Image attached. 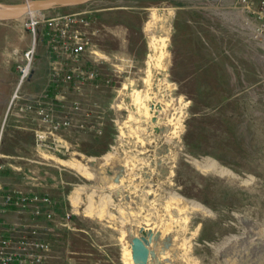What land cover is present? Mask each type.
I'll use <instances>...</instances> for the list:
<instances>
[{
  "label": "rangeland",
  "instance_id": "rangeland-1",
  "mask_svg": "<svg viewBox=\"0 0 264 264\" xmlns=\"http://www.w3.org/2000/svg\"><path fill=\"white\" fill-rule=\"evenodd\" d=\"M233 6L239 0H94L0 22V243L39 225V236L50 244L44 264H133L121 226L129 231L138 222L145 233L155 230L146 264H264V46L251 38L248 24L224 15ZM63 28L79 31L86 42L77 60L49 46V35ZM163 30L165 71L147 62L150 43ZM34 36L33 73L18 94H38L56 61L97 73L79 89L66 82L48 92L56 103L63 99L65 107L55 105L54 111L70 116L74 126L39 151L28 150L20 101L2 109V86L10 101ZM145 88L149 107L161 94L185 103L176 135L151 133L135 110L131 92ZM73 101L81 107L69 112ZM2 122L3 145L17 150L3 152L21 158L2 160ZM78 122L86 127H75ZM162 122L155 119V127L170 132ZM125 156L133 165L129 178L120 179L118 162ZM192 157L213 159L237 178L201 169ZM57 159L78 160L92 175ZM2 178L15 186L2 189ZM142 188L155 191L144 195ZM12 190L48 197L49 205L39 203V215L32 213L34 202L2 205V193ZM101 190L112 195L111 222L84 212L91 203L105 205ZM170 193L205 209L167 210Z\"/></svg>",
  "mask_w": 264,
  "mask_h": 264
},
{
  "label": "built area",
  "instance_id": "built-area-1",
  "mask_svg": "<svg viewBox=\"0 0 264 264\" xmlns=\"http://www.w3.org/2000/svg\"><path fill=\"white\" fill-rule=\"evenodd\" d=\"M239 2L240 6L246 11L245 23L251 29V38L257 44L264 46V0H239ZM49 36V46L56 53L67 54L72 59L77 60L78 56L85 51L86 42L83 40L82 33L77 30L72 31L70 34V32L67 33L66 28H63L58 35L50 34ZM35 41L36 37L34 36L31 47L24 54L23 63L18 66V83L8 109L18 105L20 101L21 108L24 111L34 110L38 117V124L34 129L36 144L40 147L44 145L50 147L51 144H56L60 131L71 127L73 124L70 116L56 115L54 106L65 107L64 101L60 99L59 103H56L48 92L52 91V87H57L66 82L73 83V87L79 89L86 81L94 79L97 73L93 69L86 70L79 65L68 69L61 61H56L49 67L47 81L38 94L33 95L31 98L18 94L19 87L32 72V51ZM67 107H69V112H74L80 109L81 106L79 101H73ZM75 127L85 128L86 125L78 122ZM29 202H34L32 213L39 215L41 211L38 204L49 205L50 200L48 197L22 196L15 190L2 193V205H26ZM47 215H50V213H47ZM38 226L33 225L27 235L15 233L3 237L2 243H0V264H44L50 250V244L48 239L39 236Z\"/></svg>",
  "mask_w": 264,
  "mask_h": 264
},
{
  "label": "bare ground",
  "instance_id": "bare-ground-1",
  "mask_svg": "<svg viewBox=\"0 0 264 264\" xmlns=\"http://www.w3.org/2000/svg\"><path fill=\"white\" fill-rule=\"evenodd\" d=\"M35 14V13H33ZM31 15V14H30ZM23 18V17H22ZM167 32L165 30L163 31H160L159 33L155 34L153 39H152V42L150 43L151 44V48H152V51H153V54H149L148 55V64H151L153 61H154V64H156L159 69L161 70H166L165 69V62L163 61V56L165 54V49L167 47ZM149 73V72H148ZM163 74V73H162ZM160 79V78H159ZM164 83L163 84H166V77L164 76ZM162 79V80H163ZM149 80V79H148ZM148 80L145 79V86L148 85ZM161 80V81H162ZM151 82V81H150ZM160 82V81H159ZM151 84V83H150ZM159 85V84H158ZM160 86V85H159ZM150 87V86H148ZM150 89V88H149ZM162 89V88H160ZM138 90V89H137ZM143 90V89H142ZM151 90V89H150ZM159 91V89L157 90ZM170 91V90H169ZM121 92V91H120ZM122 93V92H121ZM120 94V93H119ZM162 95V94H161ZM158 96L155 100H153V104L151 107H149L148 105V101L150 99V93L148 92V88H145L143 92H139V91H136L135 89L132 90L131 92V100H132V104L135 105V107L137 109V113L138 111L140 113H142V115L144 116V120L146 121L147 123V126L149 125V131L153 134H157L158 131L160 130L163 134V137H167L168 134L170 135H176L178 133V131L180 130V119H181V115L183 113V108H184V105L185 103L181 101V99L179 98H174L172 96H170L169 94L167 96ZM123 98V97H122ZM121 99V98H120ZM119 99V100H120ZM118 106V104H117ZM134 107V106H133ZM131 112V111H130ZM134 112V111H133ZM132 112V113H133ZM131 113V114H132ZM133 116V115H132ZM136 117V116H135ZM140 116H138L139 118ZM142 117V116H141ZM131 118V117H130ZM134 118V117H133ZM129 119V118H128ZM135 119V118H134ZM158 120L159 122L163 121V120H166V122H162V125L163 124H167L170 126V132H167V131H163V127L161 126V128L159 127H155V124L154 123V120ZM137 120V119H136ZM143 120V119H142ZM141 120V121H142ZM139 121V120H138ZM140 121V122H141ZM144 121V122H145ZM130 122H131V119H130ZM129 122V123H130ZM139 122V123H140ZM121 124V123H120ZM127 124V123H126ZM137 124V122H136ZM122 125H123V122H122ZM121 125V126H122ZM128 125V124H127ZM126 125V126H127ZM129 126V125H128ZM128 126L126 128H128ZM131 126V124H130ZM121 128V127H120ZM129 128H133V127H129ZM146 128V127H145ZM159 128V129H158ZM158 129V130H157ZM145 130V129H144ZM131 131V130H130ZM129 131V132H130ZM134 131V130H133ZM147 131V130H146ZM124 133V132H123ZM145 133V132H144ZM143 134V133H142ZM159 134V133H158ZM141 135V134H140ZM151 135V134H150ZM123 136V135H121ZM145 136V135H144ZM157 136V135H156ZM153 137V136H152ZM163 138V139H164ZM141 141L143 140L142 138H139ZM151 139V138H150ZM162 139V140H163ZM154 140V139H153ZM156 140V138H155ZM128 141V140H127ZM149 141V140H148ZM159 141V140H158ZM150 142V141H149ZM161 142V141H160ZM144 142H142L143 144ZM159 144V143H158ZM157 146V144H156ZM157 148V147H156ZM154 151V150H153ZM126 154V153H125ZM127 155V154H126ZM153 155V154H152ZM137 156V155H136ZM131 157V156H130ZM154 159H155V163L157 162V157L154 156ZM57 161H59L60 164H63V165H71L75 168H77L78 170L82 171L85 175H92L90 173V171H88L86 169V167H84L83 165L80 164V162L78 160H75V159H72V160H63V159H57ZM191 161L192 163L201 168V169H207V170H211L212 172H215L219 175H222V176H226V177H233V178H237V176L229 169H227L226 167H223L221 166L219 163H217L215 160L213 159H207L206 161H203V160H198L196 158H191ZM131 161H129V156H125V158H121L119 160L118 163H120V170H119V176H120V179H122L123 176L125 177H128L129 173H130V165L132 166L133 164H130ZM134 163V162H133ZM149 163V162H148ZM153 163V162H152ZM136 167V166H134ZM153 171V170H152ZM151 171V172H152ZM132 172V171H131ZM136 176V175H135ZM139 176V175H138ZM129 178V177H128ZM137 178V177H136ZM148 178V177H147ZM133 180V179H132ZM130 181L131 183H135L134 181ZM240 181V180H239ZM148 182V181H147ZM133 185V184H132ZM135 187L136 186H141V185H138V182L135 183L134 185ZM133 186V187H134ZM143 187V186H142ZM150 187V186H149ZM151 188V187H150ZM139 190V189H138ZM94 191V190H93ZM141 191H143L144 195H148L149 192H154V188L153 190L152 189H144L142 188ZM91 193V192H90ZM101 199H102V203H104L105 205H100V207L97 209L93 206V204L91 203L88 208H86L84 210L85 213L89 214V215H94L96 218L98 219H102L106 216H108V219H109V222H111V217H112V214L111 212L108 210V203H111L112 200V195L111 194H108L107 192H105L104 190H101ZM146 197V196H145ZM169 199L166 200L165 202V208L167 210H169V208H171L172 205H175L177 206V209L180 210V209H183L185 205H190L191 207H199L201 209H205V207H203L202 204L198 203V202H195V201H184V199H182L181 197H179L176 193H170V196L168 197ZM121 199H122V196H121ZM147 199V198H145ZM118 200V199H117ZM148 200V199H147ZM149 201V200H148ZM79 202V198L76 200L75 202V206L78 204ZM118 203V202H117ZM116 203V204H117ZM149 205V204H148ZM174 206V207H175ZM190 206H188L190 208ZM119 210L121 211L122 213V209H123V206H118ZM75 209H77L75 207ZM192 209V208H191ZM124 211V210H123ZM124 214V213H122ZM121 214V215H122ZM129 215V214H127ZM134 215V214H133ZM122 216H125V215H122ZM130 217V216H128ZM127 217V218H128ZM126 218V217H125ZM144 218V217H143ZM146 218V217H145ZM129 219V218H128ZM140 219V218H139ZM114 220V219H113ZM127 220V219H126ZM129 221V220H128ZM117 223V222H116ZM115 223V224H116ZM129 225V224H128ZM114 226V225H113ZM116 226V225H115ZM126 224L125 223H122V226H121V229H122V232H123V235H124V239L126 241V243L128 244L130 250H131V247L129 245V241H128V237L130 234H134L136 236H139L141 235L140 234V229H141V226H140V223L138 224H131V228L129 229V231H127V229L125 228ZM119 227V226H118ZM149 230H152L153 231V237H152V240L155 236V230L152 229L151 227L149 228ZM120 231V230H119ZM147 237V235L145 236ZM151 240V241H152ZM150 242H148L147 244V247H148V250H150Z\"/></svg>",
  "mask_w": 264,
  "mask_h": 264
},
{
  "label": "water",
  "instance_id": "water-1",
  "mask_svg": "<svg viewBox=\"0 0 264 264\" xmlns=\"http://www.w3.org/2000/svg\"><path fill=\"white\" fill-rule=\"evenodd\" d=\"M94 0H24L17 3L0 2V22L19 20L26 15L47 11L56 7H70L81 5ZM141 235L130 234L128 237L131 247V258L133 264H146L149 250L148 242L152 240L153 231L147 233L140 229ZM147 234V237H145Z\"/></svg>",
  "mask_w": 264,
  "mask_h": 264
},
{
  "label": "crops",
  "instance_id": "crops-1",
  "mask_svg": "<svg viewBox=\"0 0 264 264\" xmlns=\"http://www.w3.org/2000/svg\"><path fill=\"white\" fill-rule=\"evenodd\" d=\"M238 1V0H237ZM236 6H233L231 8H229L228 10H226L224 12V15L226 16H231V15H235L237 16V18H239L241 21H243L245 23L247 14L246 11L241 7L238 6L237 8H235ZM225 17V16H224ZM33 73V71L31 72V74ZM43 87V85H42ZM41 87V88H42ZM41 88L39 89V91L41 90ZM9 92L6 88V86H2V109H6L9 107ZM24 96L31 98L33 95L31 94H27V93H23ZM36 95V94H35ZM23 101V100H21ZM24 115L26 116L27 120H24L23 123L25 124V128L28 129L29 131V151H39V146L36 144V140H35V136H34V129L37 127L38 124V117L37 114L35 113L34 110H25L23 111ZM4 126H3V122H2V160L4 158H11V159H18L21 158L20 155L15 154V153H5L3 151H17L14 149V147L10 146V149L8 150L7 147L9 144L5 143V146L3 145V139H4ZM13 148V149H12ZM20 151V150H18ZM6 165L2 164V170L3 168H5ZM8 167L13 168L14 170L19 169V167H17L16 164L12 165H8ZM8 186H15V183L11 182V181H6V179L2 178V189L7 188ZM9 188V187H8ZM15 188V187H14ZM7 190V189H6Z\"/></svg>",
  "mask_w": 264,
  "mask_h": 264
}]
</instances>
